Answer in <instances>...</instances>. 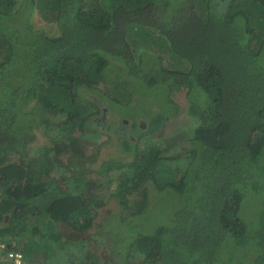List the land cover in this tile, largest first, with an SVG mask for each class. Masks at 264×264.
Returning a JSON list of instances; mask_svg holds the SVG:
<instances>
[{
    "label": "trees",
    "instance_id": "1",
    "mask_svg": "<svg viewBox=\"0 0 264 264\" xmlns=\"http://www.w3.org/2000/svg\"><path fill=\"white\" fill-rule=\"evenodd\" d=\"M34 15L58 35L35 28ZM179 90L194 119L162 138L181 114ZM162 91L167 106L144 116L148 129L135 119L105 124L106 108ZM37 131L48 143L37 145ZM97 133L108 138L87 155L84 138ZM109 140L131 159L92 169ZM182 157L183 171L159 167ZM116 171L113 191L103 184ZM166 190L179 203L170 221L129 241L111 232L112 221L125 227ZM107 193L121 209L92 231ZM127 194L135 209L124 216ZM251 197L260 202L253 217L243 212ZM35 216L46 219L49 241L83 246L82 264H264V0H0V236L12 242ZM14 247L36 263L33 250Z\"/></svg>",
    "mask_w": 264,
    "mask_h": 264
},
{
    "label": "rangeland",
    "instance_id": "2",
    "mask_svg": "<svg viewBox=\"0 0 264 264\" xmlns=\"http://www.w3.org/2000/svg\"><path fill=\"white\" fill-rule=\"evenodd\" d=\"M32 23L35 28L43 29L46 33H48L50 36L55 37L58 35V31L55 27V25L51 22L43 20L40 16L34 15L32 18ZM152 37L151 39L153 41H156L158 34L156 32L151 33ZM150 45V44H149ZM157 47H159L157 45ZM147 48V51H152V48ZM142 46H136V48H133L135 55L138 54L140 50H142ZM156 49V47H155ZM166 60V58H165ZM164 60V61H165ZM169 62L166 60L165 65L168 67ZM174 69V67H171ZM178 69V67H176ZM182 70V69H181ZM146 91H149L146 89ZM153 91V90H150ZM140 93V92H139ZM90 97L88 99H92V96L88 93ZM201 96V95H199ZM199 96L193 95L194 98L198 99ZM140 95L139 101L137 104L134 102L133 104L129 106H123L119 107V110L125 114H120V111H116L117 109L109 107L106 108L109 109L103 114L105 119L107 120L105 124H107L108 128H111L112 130H115V128L121 124L125 123L130 124L135 119V124L138 125V127L141 129V131H144L150 127V120L149 117L151 115V111L158 112L159 108L157 107L160 103H163L164 106H167L165 101V92H157V93H151L148 94V96ZM35 99L37 100L38 97L35 96ZM173 99L179 106V110L181 112L180 116L177 117L172 121L175 128H173L172 123L170 121H167L165 123V126L163 128V131L161 133L162 138H170L173 134L177 133L178 130H183L186 126H188L193 121V116L189 113V106L188 103L184 99V90H179L173 94ZM200 100V99H198ZM156 108H154V106ZM91 109L92 108H88ZM90 110V111H91ZM146 116V117H144ZM173 119V117H172ZM189 127V126H188ZM48 134L50 136L55 135V133L51 130H47ZM37 134V145H41L44 143H48L47 138L44 136L43 131L36 132ZM190 134V132H188ZM113 137V136H112ZM107 135L103 134H96L93 136H87L84 138L85 142V153L87 155H90L94 152V149L97 145L102 143L103 141H106ZM118 143H115L113 140H109L107 144H105L98 154V157L94 161V163L91 164L92 169H100L101 162L103 160H111L114 158H120L123 161H129L131 157L127 155L126 153H121L119 150V147L117 146ZM171 150L167 151L166 154L169 155H179L181 152L178 153H171ZM169 152V153H168ZM71 154L63 153L62 154V160L65 158V156H69ZM185 157L180 158V160H166L159 164V167L162 169L165 168H176L181 169L183 171L186 162ZM83 164V163H82ZM87 167V164L85 165ZM78 171L79 168L77 167ZM55 173L57 177H60L62 174L64 176L69 177L71 174L69 172L59 170ZM119 174V172L111 173L110 177L111 179L108 180L107 184H103L104 186L110 187L113 191H116V187L118 185V180L116 179V176ZM98 176L95 171L92 172V176ZM99 178L106 179V176H101ZM72 183L71 180H68V184L70 185ZM84 191V185L82 183H78L74 187L75 193H82ZM127 202L125 204V209L123 210L124 216L132 213L134 211V202L135 199L130 196V194H127ZM175 193L172 190H166L163 192L155 193L154 195V201L150 205V207L145 211L144 214L139 215L138 217H134L130 219V221L124 222L123 228L120 227L119 223H114L112 221L111 226V232L113 230H121L123 229L124 236H128V240H131L133 237H135L139 233L143 234H150L156 229L157 226L163 224L166 221H170L172 219V216L176 209L178 208V199L175 197ZM38 202V201H37ZM106 205L103 207V209L100 210L99 215H95L93 212L91 213V217H93V230L96 231V225L99 226V228L103 229L104 226L101 224V222L104 223L106 215L109 214L110 219L117 217L118 211L121 209L119 202L116 198L110 197V195L107 193L105 197ZM34 203V202H30ZM260 204L259 200L251 197L245 201L243 212L246 213L249 217H253L257 212V207ZM108 219V218H107ZM112 220V219H111ZM37 228V230H34V228ZM49 230L46 219L37 221V216L34 217V219L31 221V223L27 225H19L18 229L15 231L12 237L13 240L11 245L15 246H24L25 251L30 252L33 250V253L31 256L32 259L36 261V263L32 264H82L83 261V252L84 248L83 246L78 245H72L71 242H69L66 239H62L59 241L48 240L49 236L47 235V231ZM101 231V230H100ZM103 231V230H102ZM91 232V231H89ZM103 233V232H102ZM41 234L44 236L41 237ZM106 234H108L106 232ZM7 238V237H6ZM48 238V239H47ZM85 243L84 245H86ZM88 245V244H87ZM93 242L91 241L89 251L94 254V256L99 255L103 258V250L101 248L92 247ZM245 253L244 250L240 251V254L243 255ZM29 256V254H28ZM26 262V259H24ZM103 264H108L106 262H103Z\"/></svg>",
    "mask_w": 264,
    "mask_h": 264
},
{
    "label": "built area",
    "instance_id": "3",
    "mask_svg": "<svg viewBox=\"0 0 264 264\" xmlns=\"http://www.w3.org/2000/svg\"><path fill=\"white\" fill-rule=\"evenodd\" d=\"M0 264H24V255L22 251L15 250V247L1 236Z\"/></svg>",
    "mask_w": 264,
    "mask_h": 264
}]
</instances>
